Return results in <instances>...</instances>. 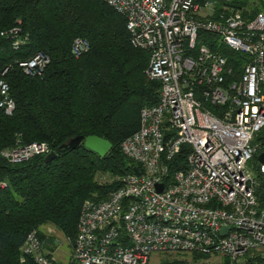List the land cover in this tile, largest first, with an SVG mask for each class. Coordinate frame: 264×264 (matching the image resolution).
<instances>
[{
    "label": "built area",
    "instance_id": "obj_1",
    "mask_svg": "<svg viewBox=\"0 0 264 264\" xmlns=\"http://www.w3.org/2000/svg\"><path fill=\"white\" fill-rule=\"evenodd\" d=\"M101 1L125 18L131 47L148 53L145 75L160 84L159 98L140 111L139 129L121 144L140 174L123 177L105 200L84 202L70 263L148 264L154 253L218 254L230 264L264 261V190L261 207L251 168L256 160L264 180V164L257 161L264 150L255 142L264 129V13L245 17L229 11L212 18L218 0ZM203 34L246 57L237 79ZM0 35L14 50L26 43L19 27ZM88 50L86 39L73 40L74 57ZM48 63L39 51L18 67L39 77ZM14 109L9 86L0 78V110L11 116ZM183 146L187 168L167 179L168 165ZM50 152L44 142L17 141L0 150V158L17 164ZM157 184L163 185L161 192ZM19 252L34 264H55L35 230ZM246 255L255 259L240 262ZM186 262L181 264H191Z\"/></svg>",
    "mask_w": 264,
    "mask_h": 264
},
{
    "label": "trees",
    "instance_id": "obj_2",
    "mask_svg": "<svg viewBox=\"0 0 264 264\" xmlns=\"http://www.w3.org/2000/svg\"><path fill=\"white\" fill-rule=\"evenodd\" d=\"M226 5L245 17L264 13V0ZM13 27L26 35V43L14 50L0 35V78L15 103L11 116L0 110V150L17 141L44 142L56 157L45 162L40 155L17 164L0 158V264H34L19 252L29 232L37 231L41 241L40 228L52 225L72 243L84 202L105 200L121 185L101 184L97 174L122 178L137 166L123 155L121 144L139 129L140 111L157 104L160 84L146 77L149 55L131 47L125 18L101 0H0V32ZM201 36L237 74L246 57L217 46L212 35ZM75 38L89 43L77 58L71 53ZM39 51L48 55V65L41 76H26L18 63ZM78 136L105 139L111 150L100 157L83 145L62 148ZM256 141L264 150V129ZM187 151L183 146L169 163L167 179L187 168ZM251 168L262 207L264 180L256 160ZM184 262L165 259L158 264Z\"/></svg>",
    "mask_w": 264,
    "mask_h": 264
},
{
    "label": "rangeland",
    "instance_id": "obj_3",
    "mask_svg": "<svg viewBox=\"0 0 264 264\" xmlns=\"http://www.w3.org/2000/svg\"><path fill=\"white\" fill-rule=\"evenodd\" d=\"M229 2V1H228ZM228 2L218 0L212 6V18H217L223 13H228L231 9L226 5ZM254 5H257L256 2H252ZM216 14V16H215ZM221 53V52H220ZM222 54V53H221ZM223 55V54H222ZM227 58V57H226ZM228 61V59H227ZM238 73L236 74V70L233 69L232 79H237L241 73L240 68H238ZM259 137V136H258ZM255 142H259L256 141ZM97 178L101 184H112L113 182H119L121 185L123 183V179L121 177H113L109 173H101L97 174ZM120 185V186H121ZM119 188V187H118ZM43 238L41 239L42 249L45 253L50 254V258H52L56 263H70L71 261V243L66 238V236L57 230L52 225H45L40 228ZM195 255H176V254H166V253H154L148 264H158L165 259L172 260H185L190 262L191 264H230L227 257L222 255H205L198 254ZM252 255V254H251ZM255 259V255L252 256V259L249 258L248 255L244 256L240 262L246 260ZM186 262V263H187Z\"/></svg>",
    "mask_w": 264,
    "mask_h": 264
},
{
    "label": "water",
    "instance_id": "obj_4",
    "mask_svg": "<svg viewBox=\"0 0 264 264\" xmlns=\"http://www.w3.org/2000/svg\"><path fill=\"white\" fill-rule=\"evenodd\" d=\"M80 145H83L88 150L94 152L100 157H104L111 150V143L105 139H102L97 136H87L82 137L78 136L71 139L67 145H64L62 148L76 149ZM56 157V153L54 151L50 152L48 155L44 157L45 162H50L54 160ZM257 161L260 164H264V153H261L257 157ZM132 172L138 176L140 174L138 167H134ZM163 188L162 184L156 185V191L161 192Z\"/></svg>",
    "mask_w": 264,
    "mask_h": 264
},
{
    "label": "bare ground",
    "instance_id": "obj_5",
    "mask_svg": "<svg viewBox=\"0 0 264 264\" xmlns=\"http://www.w3.org/2000/svg\"><path fill=\"white\" fill-rule=\"evenodd\" d=\"M196 255V254H195ZM198 255V254H197Z\"/></svg>",
    "mask_w": 264,
    "mask_h": 264
}]
</instances>
